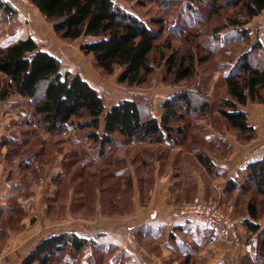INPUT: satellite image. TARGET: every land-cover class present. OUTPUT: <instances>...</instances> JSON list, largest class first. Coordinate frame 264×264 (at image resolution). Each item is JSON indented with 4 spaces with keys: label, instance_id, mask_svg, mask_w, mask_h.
<instances>
[{
    "label": "crops",
    "instance_id": "crops-1",
    "mask_svg": "<svg viewBox=\"0 0 264 264\" xmlns=\"http://www.w3.org/2000/svg\"><path fill=\"white\" fill-rule=\"evenodd\" d=\"M2 1L22 23L20 6ZM21 28L0 44L35 40L33 29ZM81 76L102 96L89 76ZM172 94L159 101L147 97L157 119ZM134 96L109 106L102 97L109 110ZM242 111L254 129L251 139L214 109L180 145L124 143L118 137L102 149L88 131L51 135L30 127L31 111L18 95L0 101V264H22L43 237L61 233L92 241L79 259L64 256L70 264L94 258L108 259L105 264H264L261 235H250L244 225L247 220L264 228V215L255 222L247 211L257 195L240 187L228 190L229 181L242 178L249 164L264 160V105L249 102ZM4 137L12 139L4 142ZM200 155L209 158L213 169L204 167ZM194 198L220 203L238 223L239 243L181 220L177 210Z\"/></svg>",
    "mask_w": 264,
    "mask_h": 264
},
{
    "label": "trees",
    "instance_id": "trees-1",
    "mask_svg": "<svg viewBox=\"0 0 264 264\" xmlns=\"http://www.w3.org/2000/svg\"><path fill=\"white\" fill-rule=\"evenodd\" d=\"M163 1V0H162ZM181 0H165L163 7H172ZM39 13L53 25L55 34L65 41L84 40L80 50L107 75H117V83L124 87H151L162 67V81L168 86L187 83L163 103V112L157 119L151 112L150 101L144 96L121 100L106 110L103 97L81 74L63 72L61 61L42 50L31 37L0 44V101L12 95L25 99L31 111L28 124L51 135L63 132L88 131V138L100 142L102 149L121 138L124 143L182 144L195 123L212 115L215 104L201 83H197L198 68L210 59L206 54L198 57L191 46V34L183 38L186 29L209 24L222 13V29L213 27V38H220L224 29H233L248 39L249 23L264 12V0H182L181 8L189 20L176 21L167 28L164 16H149L147 20L138 11L128 12L113 0H30ZM165 11V10H163ZM171 14L174 9L166 10ZM0 12L12 15L11 6L0 0ZM175 39H184L185 49L163 52L159 43L166 31ZM200 34L201 31L197 30ZM167 49H172L165 38ZM240 55L237 66L224 77L225 97L220 99L217 111L233 129L254 136L247 114L242 111L249 102L264 105V64L255 65L251 52ZM155 53H158L156 60ZM203 86V87H202ZM103 129L100 137L98 131ZM12 138L4 137L9 142ZM207 170L213 164L207 156L200 155ZM246 182V185H242ZM242 188L257 195L247 205L250 217L256 222L264 215V160L249 164L245 174L237 181L230 180L228 190ZM191 222V221H190ZM194 223V222H192ZM250 235L262 237L264 253V228L258 223L244 221ZM206 230L205 228H203ZM92 241L75 233H61L43 237L22 264H54L61 255L79 259ZM95 243V242H94ZM62 264L65 257L62 258ZM91 260H89V263ZM73 264H81L78 260Z\"/></svg>",
    "mask_w": 264,
    "mask_h": 264
},
{
    "label": "rangeland",
    "instance_id": "rangeland-1",
    "mask_svg": "<svg viewBox=\"0 0 264 264\" xmlns=\"http://www.w3.org/2000/svg\"><path fill=\"white\" fill-rule=\"evenodd\" d=\"M113 1L128 12L135 13L138 11L144 16L145 20H147L149 16H164L168 22L167 28L171 24H175L176 21L181 25L180 21L190 19V16L187 14L188 12L181 8L180 2L182 0L179 1V4L166 8L163 7L162 4L165 3V0ZM14 2L17 6H20V9L23 11V15H21L23 24L20 22L19 14L14 13L9 15L8 13L5 14L4 12H0V43L3 44L4 42L10 41L11 39L9 37L12 36L21 25V29L27 30L28 27L33 29L34 38L40 48H45L61 61L62 71L66 72L68 70H73L79 74L81 73L85 76H89L88 78L94 82L101 90L102 96L106 98L107 106L119 99L133 97L134 95L155 98L159 101L162 98L168 97L173 92L181 90L187 84L183 83L174 87L164 84L162 81L164 68L162 66L157 69L151 87L129 88L121 86L117 83V75L105 74L93 63L90 57L82 53L80 46L84 43V40L71 42L60 39L55 34L52 23L48 22L38 11H34L35 9L32 5L20 4L16 0H14ZM172 9H174V11L168 15L166 10ZM228 15H230V13L223 12L222 18L214 17L209 24L192 26V28L186 29L183 33V38L188 33L191 34L192 42L190 44L198 57H202L206 54L210 55L209 61L199 66L196 81L197 83H201L206 90H209V94L212 92V97H214L216 103L212 101L216 106L219 105L220 99L225 97L224 77L227 72L237 66L241 54L251 51L253 45L257 44L259 47L251 52V57L255 58V65L259 66L264 64V12L246 26L249 31L248 39L241 37V34L233 29H224L219 34L220 38H213V27L218 26L219 29H222L223 24H225V18ZM197 30H200L201 33L199 34ZM28 34L26 33V35ZM19 35H25L24 31ZM175 37L173 33L167 30L159 43V48L168 54V51L170 52L174 49L182 50L188 46V43L184 39L178 40L175 39ZM165 38H169L172 49H167L166 46L163 45ZM155 57L157 60L158 53H155ZM216 106L215 108L217 109ZM125 202H128V200H124L121 203ZM194 224L200 226L199 224ZM63 257L64 255H61L57 258V264H62ZM92 261L91 264H105L108 259L97 261L94 258Z\"/></svg>",
    "mask_w": 264,
    "mask_h": 264
},
{
    "label": "built area",
    "instance_id": "built-area-1",
    "mask_svg": "<svg viewBox=\"0 0 264 264\" xmlns=\"http://www.w3.org/2000/svg\"><path fill=\"white\" fill-rule=\"evenodd\" d=\"M16 1L20 4L32 5L30 0ZM177 215L181 220L194 222L207 231L218 234L224 241L233 243L240 241L238 223L218 202H206L194 198L190 203L182 205L177 210ZM150 218L155 219L156 212H153Z\"/></svg>",
    "mask_w": 264,
    "mask_h": 264
}]
</instances>
